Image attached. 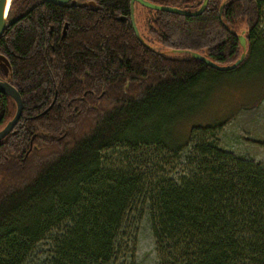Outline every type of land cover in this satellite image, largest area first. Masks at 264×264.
<instances>
[{
    "label": "trees",
    "instance_id": "16d2710c",
    "mask_svg": "<svg viewBox=\"0 0 264 264\" xmlns=\"http://www.w3.org/2000/svg\"><path fill=\"white\" fill-rule=\"evenodd\" d=\"M147 1L196 11L204 0ZM93 2L10 3L0 36L9 73L0 68V80L18 90L23 110L0 141V264H138L143 219L159 264H264V164L221 149L224 121L188 131L182 118L174 128L187 92L225 71L146 48L129 0ZM263 13L264 0H209L196 16L137 5L136 22L149 44L219 65L239 58L245 27L246 57L228 71L254 62L261 83ZM14 111L0 93V128ZM117 148H154L164 163L187 165L151 182L130 158L110 164L105 153Z\"/></svg>",
    "mask_w": 264,
    "mask_h": 264
},
{
    "label": "rangeland",
    "instance_id": "374dc122",
    "mask_svg": "<svg viewBox=\"0 0 264 264\" xmlns=\"http://www.w3.org/2000/svg\"><path fill=\"white\" fill-rule=\"evenodd\" d=\"M260 30L264 36V13ZM151 45L158 51L173 55L158 42H152ZM254 65L253 62L234 71L207 73L187 92V97H191L192 101L185 107L184 116L174 121V128L182 118L188 131L192 126L224 121L221 129L215 132L221 149L264 164V82L257 80L260 75ZM187 150L182 154L185 158ZM157 152L152 148V151L144 149L132 154L117 148L107 151L105 155L112 165L115 162L113 159L126 158L128 162L127 158H130L134 169H138L137 173H144L143 176L151 182L168 173L179 174L185 169V160L169 158L170 163H164L162 158L165 155L158 157ZM136 260L138 264H159L151 228L146 219L141 220L138 226Z\"/></svg>",
    "mask_w": 264,
    "mask_h": 264
},
{
    "label": "water",
    "instance_id": "95a60500",
    "mask_svg": "<svg viewBox=\"0 0 264 264\" xmlns=\"http://www.w3.org/2000/svg\"><path fill=\"white\" fill-rule=\"evenodd\" d=\"M11 1L12 0H0V36L3 33V31L7 25V13H8V9H9ZM42 1L61 5V4H67L69 1L73 2L74 0H42ZM129 1H130V22H131L133 31L135 33V36L142 45H144L146 48L150 49L151 51L159 53L161 55H165V56L181 55L184 52L190 53V56L192 58L199 60V61L205 63L206 65L210 66L211 68H214L218 71L232 70V69L238 67L244 61V59L246 57V51H247V39L245 37V33H246L245 27H243L236 34V37H237L238 42L240 44V47L242 49V53L240 54L239 58L234 63H232L230 65H219V64L215 63L214 61L210 60L209 58H207L206 56H204L198 52H193V51H182V50H175V49L171 50V49H169V51L173 55H168L166 52H161V51H158L157 49H155L151 44L146 42L144 40V38L142 37L140 30L138 28L137 22H136V6L137 5H140L142 7H145L147 9H151V10L165 11V12L175 13V14L183 15V16H196V15L201 14L205 10L207 3H208V0H204L202 5L200 6V8L196 11H193V12L182 10V9H179L176 7L160 6V5L154 4L152 2H149L147 0H129ZM94 5H95L94 2L88 1V2H85L81 6L85 7V6H94ZM224 5H225L224 3L221 4L219 14L222 13ZM119 19L121 21L127 20L126 17H122V16L119 17ZM66 28H67V25L64 26V32L63 33H65ZM0 65L2 66L5 74L8 75L9 62L7 61V59L4 56H1V55H0ZM0 93L11 98L14 102V105H15V111H14L13 116L0 128V141H2L10 132H12L13 128L17 124V122L21 116V113H22L23 102H22V98H21V95L18 92V90L16 88H14L5 79L0 80Z\"/></svg>",
    "mask_w": 264,
    "mask_h": 264
},
{
    "label": "flooded vegetation",
    "instance_id": "af4514ba",
    "mask_svg": "<svg viewBox=\"0 0 264 264\" xmlns=\"http://www.w3.org/2000/svg\"><path fill=\"white\" fill-rule=\"evenodd\" d=\"M40 1H42V0H40ZM88 1H92L93 2V0H74L73 2L72 1H69L68 2V4H70V5H76V4H78V6H81V5H83L85 2H88ZM209 1V0H208ZM207 5H208V3H207ZM207 7V6H206ZM206 9V8H205ZM9 10V9H8ZM186 11H189V10H186ZM205 11V10H204ZM203 11V12H204ZM190 12H193V11H190ZM202 12V13H203ZM200 15V14H199ZM7 17H8V13H7ZM14 21V19L12 20V22ZM12 22H10V23H12ZM8 23V22H7ZM65 26V25H64ZM67 29V28H66ZM64 32V27H63V30H62V33ZM65 32H66V30H65ZM65 33H63V35H64ZM1 55V54H0ZM1 56H3V55H1ZM8 61V60H7ZM0 68H1V70H2V72H3V74H4V76L6 77L7 75L5 74V72H4V70H3V68H2V66L0 65ZM8 73H9V67H8ZM82 81H83V79H82ZM22 110H23V107H22ZM21 115H22V113H21ZM21 117V116H20ZM19 120H20V118H19ZM19 120H18V122H19Z\"/></svg>",
    "mask_w": 264,
    "mask_h": 264
}]
</instances>
